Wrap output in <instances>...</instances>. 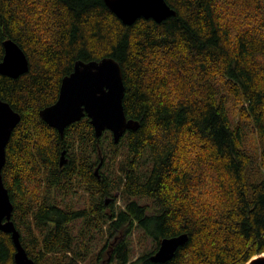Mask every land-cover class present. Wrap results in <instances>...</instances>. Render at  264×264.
Wrapping results in <instances>:
<instances>
[{
	"label": "trees",
	"instance_id": "obj_1",
	"mask_svg": "<svg viewBox=\"0 0 264 264\" xmlns=\"http://www.w3.org/2000/svg\"><path fill=\"white\" fill-rule=\"evenodd\" d=\"M166 1L175 15L127 25L105 0H0V62L7 39L30 62L17 78L0 74V97L21 114L2 174L36 264H80L100 234L96 261L119 235L106 259L116 264H245L264 252V0ZM107 56L140 127L116 143L85 116L62 135L41 109L77 60ZM102 160L108 188L95 175ZM77 178L92 198L122 188L127 207L74 212L65 198ZM183 233L170 260H151L162 238ZM15 251L0 230V264H17Z\"/></svg>",
	"mask_w": 264,
	"mask_h": 264
},
{
	"label": "water",
	"instance_id": "obj_2",
	"mask_svg": "<svg viewBox=\"0 0 264 264\" xmlns=\"http://www.w3.org/2000/svg\"><path fill=\"white\" fill-rule=\"evenodd\" d=\"M106 5L123 23L131 25L139 18L162 22L176 14L166 0H105ZM5 54L0 62V74L17 78L29 70L30 62L23 48L13 39L4 42ZM126 86L121 64L111 56L101 60H77L74 70L63 77L56 102L44 107L40 116L63 135L65 129L85 116L90 118L95 134L100 138L106 130L118 143L128 130L140 127V121L128 118L124 108ZM0 230L11 233L17 264H36L21 242V234L12 219L14 204L6 187L2 170L6 163L7 144L21 120V114L0 97ZM66 151L60 165L66 163ZM103 163L96 168L100 170ZM189 239L187 233L162 238L150 258L154 262L170 260L176 250ZM245 264H264V252L252 256Z\"/></svg>",
	"mask_w": 264,
	"mask_h": 264
},
{
	"label": "flooded vegetation",
	"instance_id": "obj_3",
	"mask_svg": "<svg viewBox=\"0 0 264 264\" xmlns=\"http://www.w3.org/2000/svg\"><path fill=\"white\" fill-rule=\"evenodd\" d=\"M95 175L97 178L104 183V185L108 188L109 185H112L110 183L111 179L108 178L107 173H100L95 171ZM103 175H105L103 177ZM74 188L72 189V193L68 194L65 199H67L69 202H71V205H74V212L78 210H88L91 209L92 206L95 208L98 207L100 202H102L101 207H105L108 210H115L120 211L121 209H125L127 207V203L125 202V196L122 192V188L115 189V192H110L109 194L105 193L100 195H94L92 198L90 191L88 190L89 183L82 179L77 178L73 181ZM10 197L11 193L9 191ZM62 196L65 197L64 194ZM119 199V201H117ZM12 200V199H11ZM13 202V201H12ZM119 241V235H115L110 238L108 241L107 246V254L108 259L116 256V254H113V250L116 248V244ZM106 249V248H105ZM109 263V262H108Z\"/></svg>",
	"mask_w": 264,
	"mask_h": 264
},
{
	"label": "rangeland",
	"instance_id": "obj_4",
	"mask_svg": "<svg viewBox=\"0 0 264 264\" xmlns=\"http://www.w3.org/2000/svg\"><path fill=\"white\" fill-rule=\"evenodd\" d=\"M109 167H111V166L108 165L105 167V169L109 170ZM105 169L103 167L102 171H106V173H108V170H105ZM108 178L111 179V177H108ZM115 191L116 190H114L113 192H115ZM117 201H119V199H117ZM105 241H106L105 236L103 238L102 234L98 235V237L96 235V238L92 239V242H91L92 244L94 243L93 245L95 247V251H93V252L95 254H93V252H89V255L87 256L86 260H81L80 264H116V262H110V263L106 262V259L108 258L107 248L104 250L103 256L99 260L100 262L98 260L96 261V255L98 253L97 252L98 248H100L102 246L103 242H105ZM132 242H133V249H134V253H133V257H134L135 255H138L141 252L142 247H141V244L139 243V239L136 237V234L134 235Z\"/></svg>",
	"mask_w": 264,
	"mask_h": 264
},
{
	"label": "snow or ice",
	"instance_id": "obj_5",
	"mask_svg": "<svg viewBox=\"0 0 264 264\" xmlns=\"http://www.w3.org/2000/svg\"><path fill=\"white\" fill-rule=\"evenodd\" d=\"M2 120H3V114L0 113V121H2Z\"/></svg>",
	"mask_w": 264,
	"mask_h": 264
},
{
	"label": "bare ground",
	"instance_id": "obj_6",
	"mask_svg": "<svg viewBox=\"0 0 264 264\" xmlns=\"http://www.w3.org/2000/svg\"><path fill=\"white\" fill-rule=\"evenodd\" d=\"M14 203V202H13Z\"/></svg>",
	"mask_w": 264,
	"mask_h": 264
}]
</instances>
